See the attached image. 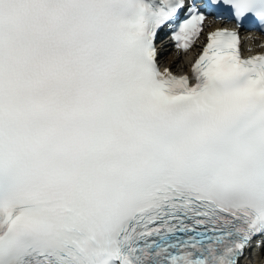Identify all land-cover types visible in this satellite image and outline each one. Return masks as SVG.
<instances>
[{
	"label": "snow or ice",
	"instance_id": "1",
	"mask_svg": "<svg viewBox=\"0 0 264 264\" xmlns=\"http://www.w3.org/2000/svg\"><path fill=\"white\" fill-rule=\"evenodd\" d=\"M210 14L264 31V0H0V264H238L264 236V54L215 29L191 75L158 64Z\"/></svg>",
	"mask_w": 264,
	"mask_h": 264
},
{
	"label": "bare ground",
	"instance_id": "2",
	"mask_svg": "<svg viewBox=\"0 0 264 264\" xmlns=\"http://www.w3.org/2000/svg\"><path fill=\"white\" fill-rule=\"evenodd\" d=\"M169 62V61H168ZM173 66H175L176 68H182L185 67V65H183V59H180V61H173L171 62Z\"/></svg>",
	"mask_w": 264,
	"mask_h": 264
}]
</instances>
